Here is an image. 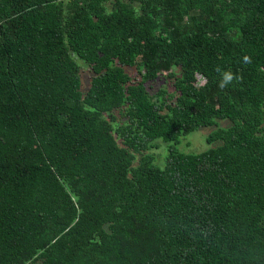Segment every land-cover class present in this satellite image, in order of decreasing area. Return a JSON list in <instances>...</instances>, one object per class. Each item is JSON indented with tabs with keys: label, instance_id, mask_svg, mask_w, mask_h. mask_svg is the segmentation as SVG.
Returning <instances> with one entry per match:
<instances>
[{
	"label": "trees",
	"instance_id": "trees-1",
	"mask_svg": "<svg viewBox=\"0 0 264 264\" xmlns=\"http://www.w3.org/2000/svg\"><path fill=\"white\" fill-rule=\"evenodd\" d=\"M0 264H264V0H0Z\"/></svg>",
	"mask_w": 264,
	"mask_h": 264
},
{
	"label": "rangeland",
	"instance_id": "rangeland-1",
	"mask_svg": "<svg viewBox=\"0 0 264 264\" xmlns=\"http://www.w3.org/2000/svg\"><path fill=\"white\" fill-rule=\"evenodd\" d=\"M82 68H83V72H82L83 86L86 87L89 82V73L84 65L82 66ZM228 123L229 122L226 119H220L217 120V122L212 125L198 127L194 131L186 134L185 136H181L179 142L172 144V146L176 150L185 153H195L202 151L208 146L206 143L207 135L218 126H226L228 125ZM158 142H159L158 148L154 149L156 155L155 160L157 158L158 162L162 163L163 157L166 154V149L169 143L162 141H158Z\"/></svg>",
	"mask_w": 264,
	"mask_h": 264
},
{
	"label": "clouds",
	"instance_id": "clouds-1",
	"mask_svg": "<svg viewBox=\"0 0 264 264\" xmlns=\"http://www.w3.org/2000/svg\"><path fill=\"white\" fill-rule=\"evenodd\" d=\"M249 58L245 57V60L247 61ZM232 80V75L230 73L224 74L223 82L220 84V87L223 88L229 81Z\"/></svg>",
	"mask_w": 264,
	"mask_h": 264
}]
</instances>
